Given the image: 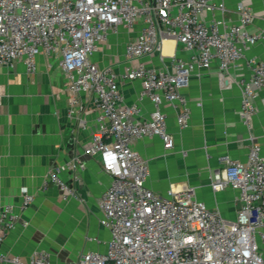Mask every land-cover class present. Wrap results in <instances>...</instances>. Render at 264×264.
Here are the masks:
<instances>
[{
  "label": "built area",
  "instance_id": "obj_1",
  "mask_svg": "<svg viewBox=\"0 0 264 264\" xmlns=\"http://www.w3.org/2000/svg\"><path fill=\"white\" fill-rule=\"evenodd\" d=\"M228 10L224 0H0V66L23 62L34 73L39 55L56 56L68 80L70 115L82 121L83 97L94 99L98 109L85 152L99 156L110 176L99 201L100 223L110 237L104 250H88L65 264H264V155L257 141L252 138L245 160L224 155L223 166L210 175L214 191L237 192L234 219L198 198L192 186H171L166 194L150 188L151 168L134 148L138 139L153 136L172 148L163 104L172 105L180 129L187 128L191 112L182 88L191 76L216 65L225 81L243 60L250 74L234 76V82L241 90L242 124L251 129L264 93V59L246 58V50L264 44V30L251 29L255 14L244 2L235 22L226 18ZM136 28L124 47V70L100 66L94 56L109 34ZM168 39L187 54L165 61ZM155 54L164 66L145 60ZM125 80H140L143 87L130 104L119 84ZM144 99L154 105L148 118H142ZM84 167L74 159L64 168ZM62 168L50 169L43 188L54 181L65 197L75 195ZM23 196L25 208L35 195ZM19 221L15 205L0 204V246ZM5 262L52 264L48 250L23 260L0 248V264Z\"/></svg>",
  "mask_w": 264,
  "mask_h": 264
},
{
  "label": "crops",
  "instance_id": "obj_2",
  "mask_svg": "<svg viewBox=\"0 0 264 264\" xmlns=\"http://www.w3.org/2000/svg\"><path fill=\"white\" fill-rule=\"evenodd\" d=\"M224 1L229 9L226 18L231 22L238 19V3L244 2L255 14L251 29L264 30V0ZM206 16L211 17V13ZM137 31L138 28L130 33L121 29L118 34H109L95 54V60L102 67L112 64L114 70L122 72L125 44ZM167 41L171 44L168 53L165 51ZM163 53L167 62L174 53L187 54L173 40L164 42ZM250 57L264 59V44L247 49L246 58ZM145 60L164 66L160 54ZM230 72L222 81L214 65L210 70L191 76L182 88L191 112L187 128L180 129L174 107L163 104L168 129L175 138L172 148H165L159 136L138 139L134 148L149 163L147 185L150 188L166 194L171 186H192L198 198L234 219L237 192L233 189L214 191L210 187V175L223 166L224 155L245 160L253 139L261 145L264 155V93L258 98L254 124L248 129L239 115L241 90L234 76L248 77L250 69L243 60L240 68ZM67 84L66 72L56 56L39 55L34 73L29 72L23 62L13 68L0 66V204H13L20 212V221L0 246L9 256L19 255L28 260L44 249L50 251L52 264H65L88 250H104L110 237L108 229L100 223L99 205L110 176L103 171L99 156L85 152L98 109L94 99L83 97L82 121L71 116ZM119 84L128 104L136 101L143 88L140 80H125ZM142 103V118H148L154 105L149 99ZM74 159L85 167L76 171L64 168ZM56 165H62L61 175L75 195L65 197L67 192L54 181L43 188L50 169ZM25 192L34 194L35 198L22 208ZM23 221L28 224L24 225Z\"/></svg>",
  "mask_w": 264,
  "mask_h": 264
},
{
  "label": "bare ground",
  "instance_id": "obj_3",
  "mask_svg": "<svg viewBox=\"0 0 264 264\" xmlns=\"http://www.w3.org/2000/svg\"><path fill=\"white\" fill-rule=\"evenodd\" d=\"M168 40H170V39H168ZM165 41H166V40H165ZM169 43H171V42H169ZM165 51H166L167 53L171 51V44H168V41H167V43L165 44Z\"/></svg>",
  "mask_w": 264,
  "mask_h": 264
}]
</instances>
